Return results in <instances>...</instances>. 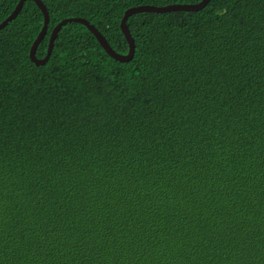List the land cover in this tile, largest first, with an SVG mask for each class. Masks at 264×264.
Returning a JSON list of instances; mask_svg holds the SVG:
<instances>
[{"label": "trees", "instance_id": "16d2710c", "mask_svg": "<svg viewBox=\"0 0 264 264\" xmlns=\"http://www.w3.org/2000/svg\"><path fill=\"white\" fill-rule=\"evenodd\" d=\"M20 0H0V23ZM128 54L125 12L41 0ZM27 0L0 30V264H264V0L143 12L131 61Z\"/></svg>", "mask_w": 264, "mask_h": 264}, {"label": "water", "instance_id": "95a60500", "mask_svg": "<svg viewBox=\"0 0 264 264\" xmlns=\"http://www.w3.org/2000/svg\"><path fill=\"white\" fill-rule=\"evenodd\" d=\"M27 0H20L17 4L14 11L3 21L0 23V30L6 27L10 22H12L21 12L25 2ZM211 0H202L195 4H171L167 6H154V5H141V6H135L132 8H129L121 21V29L123 34L125 35L127 42L129 44V52L128 54H120L117 51H115L112 46L109 44L107 39L104 37V35L96 28L95 25L91 24L87 19L85 18H79V17H72V18H66L62 20L52 31L49 45H48V52L47 55L44 58H38L37 57V49L42 40L45 38L49 26L50 16L48 9L46 5L41 0H34V2L37 4V6L40 8L44 15V26L39 33L38 37L34 41L31 51H30V59L32 62H34L37 66L45 65L48 60L51 57V54L53 52L55 40L58 37V34L60 30L65 26L67 23L76 22L80 23L84 26H86L91 33L94 34L102 48L115 60L120 62H129L133 59L135 54V40L133 36L131 35V32L129 30L127 21L130 16L136 13H143V12H154V13H166V12H172V11H199L203 8H205L208 3Z\"/></svg>", "mask_w": 264, "mask_h": 264}]
</instances>
